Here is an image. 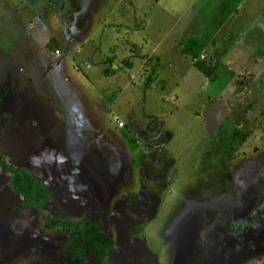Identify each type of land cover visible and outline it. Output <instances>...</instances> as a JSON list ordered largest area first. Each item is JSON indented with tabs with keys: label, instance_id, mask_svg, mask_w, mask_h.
<instances>
[{
	"label": "rangeland",
	"instance_id": "obj_1",
	"mask_svg": "<svg viewBox=\"0 0 264 264\" xmlns=\"http://www.w3.org/2000/svg\"><path fill=\"white\" fill-rule=\"evenodd\" d=\"M154 1L0 0V159L48 190L18 207L0 166L1 262L264 264V55L231 38L217 60L183 57L195 6L179 19L188 0ZM132 41L137 77L115 97L125 76L104 87L85 63L114 68ZM83 217L114 240L101 262L67 244L60 222Z\"/></svg>",
	"mask_w": 264,
	"mask_h": 264
},
{
	"label": "crops",
	"instance_id": "obj_2",
	"mask_svg": "<svg viewBox=\"0 0 264 264\" xmlns=\"http://www.w3.org/2000/svg\"><path fill=\"white\" fill-rule=\"evenodd\" d=\"M222 1H225V7L223 11L219 14L218 8ZM256 1H262L261 9L259 10V12H257L256 9L253 10V13H249L247 7L250 5L251 2H256ZM156 2L157 1L153 2V0L151 1L149 0V5L151 3L154 4ZM183 5L184 6H182L183 7L182 10L177 11L176 18L178 17L180 19L181 17L186 15L188 11L185 10V8L188 9L187 7L194 5L195 6L194 13H191L190 11V18L184 21L181 28L183 29L184 27H190L189 32L195 35L187 36L186 38H183L184 40H182V38L179 37H177L176 40L174 39L176 46H178L179 52L182 50V44L184 41H186L188 38L195 37L206 43L204 49L201 52L208 51L209 46L213 47L212 51L213 50L214 51L211 56H213V58L217 60L216 55L218 54V52L224 51V53L227 54L228 45L231 46L233 44L231 40V38H233L236 40L238 47L242 45L244 51H247L249 54H251L249 56V59L254 60L255 54H257V58L264 55V0H194V1L188 0L187 2H184ZM209 14H211L210 19H206ZM176 21L180 22L178 19ZM143 23L145 24L146 22L143 20H139L138 22L135 19L134 21L135 26L134 28H131V30L138 31V28L142 27ZM104 27L105 26H103V28ZM172 30L176 31L177 29H172ZM113 35L114 34H112L111 37H113ZM197 35L198 37H196ZM165 36L166 34H162L161 36H159V38L157 37L158 40L154 43L155 45H153L152 48L145 53V55H142L144 57L143 60L145 59L147 60L148 58L146 62L150 61V57L148 56H152V54H154V50L155 53H157V49L155 48V46L159 41L164 40ZM130 44L133 46V48L132 49L127 48V51L131 53L127 55L124 54L126 53V51H123V54L121 55L120 52L119 59L117 61L119 64L117 65L114 64L115 70L113 68L112 61H108V56L106 55L102 58L100 56L98 48L94 47L93 45H92L93 48L88 50L86 54L87 59L88 58L92 59L91 55L92 54L96 55V53H98V55L100 56L99 62L86 61L87 63H85V67L91 70L89 74L94 75V77H92L93 79L103 80L104 82L103 86L106 84L105 82H107L108 80L107 78L119 77L121 74L125 76L124 81L119 80L121 83H118V85L115 86V91H116L115 97H117L118 95L120 96L123 90H127L126 86L132 84L131 79L133 80L137 77V72L139 69L137 63L138 60H134L135 63L132 60V57L135 58L138 57V54L136 52L137 50L134 46V44L136 43L132 41ZM249 46H251L253 49L256 48V51L254 50L249 51L248 50L250 49ZM182 55L183 57H185L184 53ZM94 58L96 57L94 56ZM213 58L211 59L212 61ZM103 59L104 62L107 63V67H104L103 62H101ZM195 60L196 59L192 61ZM226 61L228 62V58ZM96 63H98V65H100L101 67V69H99V71L97 72L95 71L94 68H92L94 65H96ZM124 69H127L129 71L133 70V72L130 73L128 72L125 75ZM93 71H95V73H92ZM1 85L5 86V92L3 94V96L5 95L4 105H9L10 103L9 100H12V94H10V87L6 84H1ZM119 89L120 91H118ZM148 144L149 143H146L145 145Z\"/></svg>",
	"mask_w": 264,
	"mask_h": 264
},
{
	"label": "trees",
	"instance_id": "obj_3",
	"mask_svg": "<svg viewBox=\"0 0 264 264\" xmlns=\"http://www.w3.org/2000/svg\"><path fill=\"white\" fill-rule=\"evenodd\" d=\"M225 7V1L219 5V14ZM206 43L198 38H188L182 44L185 56L194 60L199 57ZM240 84V83H239ZM5 92V86L0 87V99ZM0 166L9 173L8 179L13 190L19 196V204L29 205L36 209H41L48 200V190L42 182L33 174L25 172L23 169L14 168L0 159ZM60 225L66 233L67 244L76 247L75 256L83 253L91 255L95 260H104L114 248V240L97 224L83 217L78 221H61ZM0 264H6L0 261Z\"/></svg>",
	"mask_w": 264,
	"mask_h": 264
},
{
	"label": "built area",
	"instance_id": "obj_4",
	"mask_svg": "<svg viewBox=\"0 0 264 264\" xmlns=\"http://www.w3.org/2000/svg\"><path fill=\"white\" fill-rule=\"evenodd\" d=\"M53 52H54V54H56V55L58 54V50H57V49H54ZM200 57H202V55H200ZM115 123H116L117 126H119V127L121 126V122L116 121Z\"/></svg>",
	"mask_w": 264,
	"mask_h": 264
},
{
	"label": "flooded vegetation",
	"instance_id": "obj_5",
	"mask_svg": "<svg viewBox=\"0 0 264 264\" xmlns=\"http://www.w3.org/2000/svg\"><path fill=\"white\" fill-rule=\"evenodd\" d=\"M145 145V144H144ZM76 258H79V257H76ZM98 262H101V261H98Z\"/></svg>",
	"mask_w": 264,
	"mask_h": 264
}]
</instances>
